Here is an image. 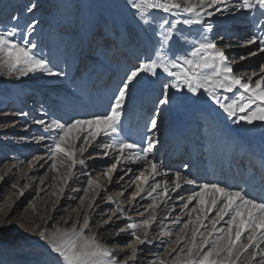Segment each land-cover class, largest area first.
Wrapping results in <instances>:
<instances>
[{
    "label": "bare ground",
    "instance_id": "obj_1",
    "mask_svg": "<svg viewBox=\"0 0 264 264\" xmlns=\"http://www.w3.org/2000/svg\"><path fill=\"white\" fill-rule=\"evenodd\" d=\"M14 1L0 0V17L3 18L0 30L2 25L9 22L8 12L13 10L11 7ZM235 2L236 0H229L230 7ZM76 5L71 18L66 17L63 20L52 16L53 18L47 20L43 13L33 25V30L29 31L27 28V25L31 24L26 23L27 17L22 24L24 29L26 28L27 35L46 30V34L50 37H47L49 39L45 41L41 37L42 40L38 41L37 49L38 51L46 49L49 53H37V55L49 61V67L53 72L63 73V75L35 72L36 79L26 82L25 76L16 77L15 72L9 75L6 70L0 71V107L4 105L14 110L12 114L1 113L0 115L2 120L0 122H8L0 126V148L16 162H24L32 156L31 161L36 162L34 172L45 169L48 163L52 162L51 166L56 168L68 163L69 160L59 154L52 158L47 147L49 141L38 140L41 135L48 136L49 133L45 132L44 126L35 121L44 120L48 123L53 119H59L61 122L70 123L75 119H88L93 114L103 113L109 109L113 93L126 78V74L134 66H138L141 58L153 55L154 28L143 25L136 19L134 12L128 7V0H76ZM41 8H45L47 13L51 14H56L59 10L56 0L38 2L37 9ZM253 16L257 17L256 23L264 19L259 17L258 10L252 12L239 10L221 12L212 18H206L213 26L208 31L199 25H177V28L188 37L191 48H187L188 44L178 45L174 42L171 54L181 56L191 52L195 42L202 36H206L208 39L217 41L218 47L225 50L230 63L235 61V74L243 73L246 78L254 71L259 73L260 65L264 64V54L258 52L257 47L245 43L253 32ZM63 21L65 31L58 32ZM76 30H80L79 36L71 39L70 34ZM52 33L57 36L53 38L55 35ZM39 35L38 33L37 36ZM220 37L223 39L221 40ZM100 48L103 49V53L99 52ZM250 51L257 54L254 57L249 56ZM240 56L248 58L241 61ZM256 78L258 77L253 78V83ZM165 82L167 81L163 77L157 79L148 74L142 75L139 82L131 89L121 114L123 135L129 138L130 142L146 143L149 135L156 141L150 159L163 165L161 175L157 176L156 180L163 183L165 171L173 178L177 171L189 178H194L195 185H184L183 190L179 192L185 201L193 191L199 190V185L202 183H220L222 186L245 189L250 195L258 198L264 196V122L237 123L236 118H229L203 88L196 94L188 93L186 88L179 91L172 89L170 90L171 103L160 106L159 97L162 84ZM241 92L243 90L233 89L232 92L216 90V94L225 102L236 99ZM26 94H32L33 98L40 99L37 108L32 107V110H28L30 105L26 104L28 103ZM244 95L248 94L244 93ZM243 114L238 113V115ZM153 116L158 120V127L155 130L150 129ZM22 137H25L26 143H20ZM80 141L84 145L83 140ZM109 142L111 141L100 138L95 148H88L87 152L90 154L85 153L81 156L79 150L75 153V159H83L87 169L83 171L80 164L73 167L76 184H82V188L68 191L70 196L66 200H76L78 197L81 198V194L89 193L92 198L91 204L97 198L94 205L90 204L81 214V218L76 215L67 228L40 229L33 235L27 236L28 238H20L24 253L28 252L30 255L23 254L24 257H22L18 252L0 254L1 264H64L62 260H58L57 254L52 252L49 238L54 237V234L70 230L74 226L83 225L85 216L89 218V227L85 229V235L98 232L97 239L118 253V259H124V254L131 255L132 247L137 245L130 234L120 236L117 242V239L110 238L108 233L125 228L129 223L139 224L145 218L147 212L144 209L152 203L148 198L151 188L148 187V191L142 193L143 199L137 197L133 200L132 197L140 187L144 186L141 180L143 176L149 175V171L145 169L143 163L137 166L127 159L118 162L115 159L118 153L111 149L107 150L110 155L104 156L105 149H102L100 145ZM89 155H93L92 159H89ZM126 155H132V153ZM133 159H135L134 155ZM108 163L118 165L117 171H108V175L114 177L112 181H109L108 175L104 174L105 171H101ZM129 169L131 171H128ZM96 170L101 171L102 178L100 181L92 178L96 184L89 186L88 179L86 180L85 177ZM136 176H141V180H135ZM121 177L124 179L121 180ZM32 179L34 180V177ZM172 186L174 185L170 184V187ZM110 190H113V195L109 193ZM170 195L172 199L167 205L160 203L161 197L157 196L159 208L156 209L155 221L151 219L152 212L148 216L149 239H153L154 245L159 247L147 246L151 248V252L145 251L144 258L138 254L137 260L131 261L130 264H147V259L154 254H158L161 259L167 258L168 264H172L171 261L177 257L181 249L187 252L186 248L192 242V235L189 238V233L194 225H189L187 232H183L182 229L190 218L187 213L197 205L193 201L188 209L181 211L182 205L177 198V193ZM109 197L114 202L109 203ZM133 204L139 206L138 211L132 210ZM117 207H123L127 217L117 220L115 228L105 226V231L100 232L98 225H104V220L108 219ZM102 211L106 213L103 219L100 217ZM58 212L60 210L53 211L52 219ZM193 213L191 219L195 220L196 215ZM46 218L48 222L51 216L47 215ZM178 218L179 223L173 224L172 222ZM227 219L226 216L225 220ZM205 223L209 225L208 217ZM9 224L13 223L10 221ZM14 226L13 230L21 228ZM218 226L227 227L225 222H221ZM160 229L164 230L163 233ZM204 230L201 229L202 232ZM144 231L145 228H137L136 234L143 238ZM42 232L45 234L43 239L40 237ZM3 235L5 230L0 228V248L6 243ZM179 236H187V239L177 243ZM15 239L16 237L10 240ZM126 239H130L128 245L124 244ZM244 239L243 244H247L246 235L242 237V240ZM165 249L172 250L171 256ZM255 250L241 254L236 264H247L251 252ZM36 253L39 255H34ZM247 254L249 255L246 257Z\"/></svg>",
    "mask_w": 264,
    "mask_h": 264
},
{
    "label": "snow or ice",
    "instance_id": "obj_2",
    "mask_svg": "<svg viewBox=\"0 0 264 264\" xmlns=\"http://www.w3.org/2000/svg\"><path fill=\"white\" fill-rule=\"evenodd\" d=\"M34 7L36 5L28 7L27 11L31 12ZM128 7L143 25L154 28L153 55L141 58L138 66H134L126 74V78L121 81L117 91L113 93L109 109L103 113L93 114L88 119H75L70 123L61 122L59 119H53L48 123L44 120H37L35 123L44 126L45 132L49 133L48 136L41 135L38 140L47 139L49 141L48 151L52 158L58 154L62 155L71 161L70 167L85 164L83 159H75L78 141L83 140L84 145L87 146L79 147V152L83 156L89 147L95 148L100 138L111 141L100 145L102 149H105L104 156H109L110 153L107 150L111 149L118 153L115 156L118 162L127 159L137 166L143 163L149 175L143 176L144 186L134 193L132 199L135 200L137 197L143 199L142 193L148 191V187L151 188L148 198L152 203L144 211L153 213L151 217L153 221L157 219L156 209L159 208L157 196L161 197L160 203L167 205L172 199L170 194L177 193V198L182 205L181 211L188 209L189 205L195 201L197 207L187 213L190 218L182 229L183 232H187L189 225H194L191 231L192 242L188 245L186 253L181 249L172 264H236L241 254H246L252 249L256 250L251 252L247 264H257V260L258 264H264V243H262L264 242V196L258 198L250 195L245 189L222 186L220 183H202L199 185V190L193 191L185 201L179 192L183 190L184 185H195L196 180L179 171L175 172L173 178L165 171L163 183L157 181L156 177L161 175L163 165L150 159L156 141L149 135L146 143L143 141L130 142L129 138L123 135L121 119L131 89L139 82L142 75L148 74L157 79L163 77L167 81L162 84L159 97L160 106L171 103L170 90L172 89L179 91L186 88L188 93L196 94L203 88L229 118H236L237 123L241 121L247 124H252L254 121L264 122V64L260 65L259 73L254 71L246 78L243 73L237 75L234 72L235 61L230 63L225 50L218 47L216 40L208 39L206 36H202L199 41L195 42L191 52L181 56L171 54L174 42L189 44L188 37L177 28V25H199L208 31L213 26L206 18H212L217 13L227 11L252 12L258 10L259 17H264V0H236L231 7L229 0H128ZM252 20L253 32L245 43L257 47L258 52L264 54V19L256 23L257 17L253 16ZM34 24H36L35 20L27 25L29 31L32 30ZM19 31L16 27H11L6 31L0 30V71L6 70L9 75L15 72L19 76L35 72L63 75V73L53 72L49 67V61L34 52L38 45L32 42L27 35L17 40L16 36ZM220 39L222 40L223 37ZM256 54L250 51L248 55L254 57ZM247 58L240 56L241 61ZM254 77L258 78L253 83ZM217 89H223L226 92L237 89L243 92L231 102H225L216 94ZM238 113L244 114L238 115ZM157 127L158 120L153 116L150 129L155 130ZM127 153H132V155H126ZM117 170L118 165L112 164L111 171ZM104 174L108 175V170H105ZM141 178V176H136L135 180H141ZM108 179L112 181L114 177L108 175ZM123 179L124 177H121V180ZM65 182L67 183V178ZM88 184L92 186L96 184V181L89 178ZM170 184L174 186L170 187ZM108 201L109 203L114 202L111 197ZM214 209L218 210L215 211V217L211 219V228L205 235L201 229L208 228L205 220ZM132 210L138 211L139 206L133 204ZM196 211L201 214L192 220L191 214ZM105 215L106 213L102 211L101 219ZM226 216L230 219L225 220ZM122 217H127V214L123 207H117L112 215L104 220V225H98L99 231H105V226L115 228V222ZM221 222H225L227 227H219ZM172 223L178 224L179 218ZM148 224V220L142 219L139 224L129 223L125 228L108 233L109 237L116 238L117 242L120 236L128 234L135 241L137 246L132 247L130 256L124 254V259H118V253L97 239L98 232L85 235V229L89 227L87 216L84 218L83 225L54 234V237L49 238V245L52 252L57 254L58 260H62L64 264H130L131 261L137 260L138 254L144 258L145 251L151 252V248L147 246L159 247V245H154L153 239H149ZM137 228H145L143 238L136 234ZM163 231L160 229L161 233ZM245 235L248 243L241 245V239ZM40 237L45 238V234L40 233ZM186 239L187 236H179L177 243ZM165 251L171 256L172 250L165 249ZM147 264H168V259H161L158 254H154L147 259Z\"/></svg>",
    "mask_w": 264,
    "mask_h": 264
},
{
    "label": "rangeland",
    "instance_id": "obj_3",
    "mask_svg": "<svg viewBox=\"0 0 264 264\" xmlns=\"http://www.w3.org/2000/svg\"><path fill=\"white\" fill-rule=\"evenodd\" d=\"M34 1L15 0L13 6L11 7L13 8V10H10L8 12L9 22L5 25H2L1 30L6 31L9 28H11L12 25H15V27L20 30L16 36V39L21 40L23 36L27 35L25 31L26 28L24 29V27L22 26L25 17H27L26 23H32L33 20L35 21L38 20V18L43 13L45 15L44 18H46L47 20L53 17L59 19L62 18L64 20L66 17L68 18L73 17L74 8L77 6L76 0H56L58 3L59 10H57L56 14H51L50 12L47 13L45 8H41L39 10L37 9L38 2L42 0H34ZM32 5H36V7H34L31 12H28L27 8ZM13 17H17V19H13ZM2 20L3 18L0 17V23L2 22ZM62 24L63 25L58 32L65 31L64 21ZM38 33L40 34L39 36H37ZM79 34H80V30H76V32H72L70 34V38L71 39L76 38L79 36ZM52 35H55L53 38L57 36V34L55 33H52ZM27 36L32 42L35 43L37 42L36 44H38V41L40 42L42 38H44L43 41H45L49 39L47 37H50L46 34V30L38 31L36 34L30 33ZM175 43L178 45L182 44V42L179 41H176ZM94 45L95 44H93V46ZM101 45L103 46V44ZM187 48H191V44H188ZM102 50L103 49L100 48L99 52L103 53L104 51ZM34 52L36 54L47 53V52L49 53V51H47L46 49L45 50L42 49L38 51L37 48L34 49ZM37 73L34 74L29 73L24 77V79L26 80V82L34 80L36 79L35 75H37ZM15 76L19 77L17 73H15ZM26 96L28 99V103L26 104L30 105L28 107V110L29 109L32 110V107L37 108L39 105L38 101H40V99L33 98L32 94H26ZM1 113L12 114L14 113V110L11 109V107L7 108L6 106L3 105V107H0V115ZM0 121L2 120L0 119ZM3 123H8V122L7 121L0 122V126L3 125ZM26 141L27 140L25 139V137H22L20 143H26ZM81 145H82L81 141L77 143L76 152L79 150V147ZM86 153L90 154V152H86ZM91 156L93 155H89V157ZM31 159L32 156L24 160V162H19V161L16 162L15 159H12L9 155L4 153L3 150H1L0 148V228L5 230V235H3V237L4 239H6L5 240L6 243L2 244L0 248V254L2 255L18 252L22 257H24V255L29 256L30 253L28 252L24 253L23 250L24 248L22 247L23 243L20 242V238L33 235L36 231H39L40 229L45 230L51 227L52 228L61 227V229L67 228L69 225H71L76 215L81 218V214L85 212V209L89 207L92 201L91 194L89 193H85V195L81 194L82 195L81 198L78 197L76 200H72V201L66 200V198L70 196L68 191H72L74 189L80 190L82 188V184L79 183L78 185L76 184L77 180L74 179L75 178L74 168L70 167L71 165L70 160H68L67 161L68 163L66 164L56 166V168L51 166V164H53L51 162L48 163L45 169H40L38 170V172H34V169L36 168V162L33 163ZM112 163H108L105 166L104 170L101 171H105V170L110 171ZM83 166L81 165V168L83 171H85L87 169L86 163ZM101 171H98L99 172L98 173L96 170L90 173L88 177H85L86 180L89 178L91 179L94 178L95 180L100 181L102 178L100 176V174H102ZM33 177L34 180L32 179ZM65 178H67V183L65 182ZM142 182L143 180H141V183ZM112 191L113 190H110L109 193H112L113 195ZM103 197L105 198V196ZM96 200L97 198L94 199L91 206L94 205ZM79 201L82 203H80ZM55 210H60V212H58L55 218L52 219L53 211ZM217 210L218 209H216L215 211ZM215 211L210 215L208 214L209 225L208 228H205V230L203 231L205 235L207 234V231L211 228V219L215 217ZM193 214L198 216L201 213L199 211H196ZM47 215L51 216L48 222L46 220ZM150 215H151V211L147 212L144 220H149L148 216ZM228 219H230V217H228ZM10 221L13 223L12 224L13 226L15 225L14 227H21V228L20 229L16 228L18 230H13L12 229L13 226L9 224ZM25 229L27 231H25ZM190 233H189V238H191ZM14 237H16L15 240H10L11 238ZM129 241L130 239L124 240V244L128 245ZM244 241L245 239L244 240L241 239L240 242L241 245L244 243ZM37 254L38 253L34 255L38 256L39 254L38 255ZM248 255L249 254H247L246 257ZM175 259L176 258H174L173 260Z\"/></svg>",
    "mask_w": 264,
    "mask_h": 264
}]
</instances>
